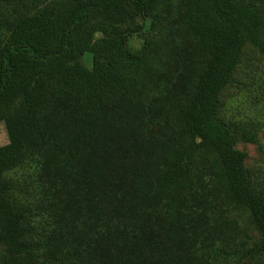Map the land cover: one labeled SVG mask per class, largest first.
<instances>
[{"label":"trees","instance_id":"1","mask_svg":"<svg viewBox=\"0 0 264 264\" xmlns=\"http://www.w3.org/2000/svg\"><path fill=\"white\" fill-rule=\"evenodd\" d=\"M249 52L264 0H0V264H264Z\"/></svg>","mask_w":264,"mask_h":264},{"label":"rangeland","instance_id":"2","mask_svg":"<svg viewBox=\"0 0 264 264\" xmlns=\"http://www.w3.org/2000/svg\"><path fill=\"white\" fill-rule=\"evenodd\" d=\"M131 44V42H130ZM136 45L140 42L136 41ZM91 54L88 52L85 56ZM252 52L246 54L242 65L235 75L234 82L223 95L224 112L228 117L264 121V64ZM9 141L4 124L0 123V145ZM264 144V131L261 132ZM237 147L248 153L247 164L256 169H264V147L254 143L239 142Z\"/></svg>","mask_w":264,"mask_h":264}]
</instances>
